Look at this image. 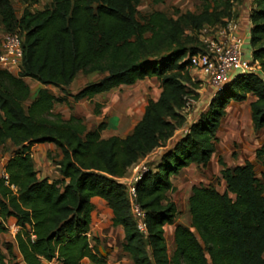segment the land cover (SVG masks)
I'll return each mask as SVG.
<instances>
[{"label":"trees","instance_id":"1","mask_svg":"<svg viewBox=\"0 0 264 264\" xmlns=\"http://www.w3.org/2000/svg\"><path fill=\"white\" fill-rule=\"evenodd\" d=\"M13 1L26 5L19 15ZM40 1L0 0L2 33H17L23 53L17 75L0 70V149L8 142L15 148L5 165L8 186L0 181V235L7 232L8 219H14L20 256L6 242L7 256L0 252V264H80L84 259L106 264L89 235L94 197L111 210L112 226L122 228L121 247L132 264H264V184L250 162L227 168L218 158L222 193L212 185L190 187V228L174 225L177 208L168 196L175 191L172 176L190 165H208L231 102H246L251 95L252 129L264 130V0H251L249 12V47L258 71L236 75L192 124L182 113L186 96L194 94L187 85L196 88L189 58L201 51L196 36L201 28L225 25L228 0H206L199 13L177 19L153 11L144 20L138 0H49L41 10L30 9ZM79 73L103 77L70 95L67 88ZM146 78H156L160 95L147 102L141 120L124 138H103V123L88 130L82 118L63 120L53 110L69 97L92 99ZM24 79L40 85L33 95ZM48 87L64 95L56 97ZM94 113L99 114L97 104ZM186 126L188 132L133 184L144 213L142 233L131 215L129 188L118 180ZM44 143L59 151L55 164L61 180L37 178L31 148ZM255 159L264 164V141ZM166 225H174L171 256Z\"/></svg>","mask_w":264,"mask_h":264},{"label":"crops","instance_id":"2","mask_svg":"<svg viewBox=\"0 0 264 264\" xmlns=\"http://www.w3.org/2000/svg\"><path fill=\"white\" fill-rule=\"evenodd\" d=\"M250 3L251 0H243L242 5L240 7V11L235 22L237 23V34L241 36L243 39L242 52L243 57L247 60H251L250 56L246 57L245 48L249 47V36H250V20H249V12H250ZM0 30L2 31V27L0 26ZM3 35V33H2ZM1 42V40H0ZM1 47V44H0ZM250 50V48H249ZM251 52V51H250ZM14 75V74H13ZM98 78H94V77ZM103 77L102 74L93 73V74H83L79 73L67 88V91L70 95H75L80 90H82L87 84L96 82ZM26 84L30 88L31 95L40 87V85L31 80L24 79ZM156 84L159 87V83L156 78H146L142 81H138L133 85L123 87L126 85H120L111 89L110 91L96 94L92 99L84 98L78 101H73L70 97L67 98L66 104H54L53 110L55 113H58L62 116L63 120H68L70 117L82 118L84 124L86 125L88 130L96 129L101 123L104 124V129L101 132V136L103 138H108L111 136H118L120 138H124L128 135L134 126L141 120L145 106L147 102H144V105L141 106L139 102L140 96L135 95L134 89L136 86H144V96L149 98L153 96L151 88H155ZM211 89V88H210ZM48 90L52 92L56 97H62L64 94L56 88L48 87ZM120 91H123L121 93ZM202 91V90H201ZM161 89L160 87L156 89V95H154L153 101H156L160 95ZM132 93V94H131ZM201 93V92H200ZM209 98L207 103V108L210 100ZM254 98L251 95H248L247 103L249 110V103L253 101ZM140 103V104H139ZM245 103V102H243ZM99 105V114L94 113V106ZM236 104L231 102L226 108V114L228 110ZM27 105V104H26ZM140 106V108H139ZM207 108L201 113L205 112ZM199 114V115H200ZM197 115V118L199 117ZM196 118V120H197ZM194 123V122H193ZM192 124V122H190ZM183 129L176 131L174 137L170 139L166 147L157 148L150 155L140 160L137 164L131 167L126 176L124 178L119 179L118 181L126 185L129 190L133 186V179L137 175L138 170L145 165V163L151 162L156 163L160 155L167 149L171 148L175 142L179 139V137L183 134ZM263 139H264V130H262ZM262 139V141H263ZM3 150H8L9 154L6 158L10 156V153L15 150L14 147L10 144V142L6 143L5 148H1L0 152ZM31 156L34 162V168L37 172V178L48 179L49 181L61 180V176L57 170L56 162L60 159L59 151L56 149L53 144H36L31 148ZM212 159V158H211ZM209 164V163H208ZM195 166L190 165L182 169L176 176L171 177V182L175 184V180L180 176L189 171V168ZM197 167V166H195ZM67 183V180L65 181ZM198 185V184H197ZM190 193L188 194V196ZM91 203L93 205V211L91 213V224L89 235L91 240L96 239L98 243V249L100 253L106 257V264H132L131 257L129 254L123 252L122 243L124 240V234L121 227H113L111 224L112 212L108 208L107 204L100 198L94 197L91 199ZM187 211L184 216L183 221L177 220V215L174 220V225H181L186 228H190L191 219L188 209V204L186 203ZM174 225H166L164 226V238L166 241L168 255L171 256L174 251ZM7 232L0 235V252L7 256L4 244L9 242L13 245V253L19 258L18 251L15 247L14 236L17 232V227L15 226V220L10 218L6 222ZM94 243V241H92ZM5 264H8L5 260ZM52 264H59L58 262H53ZM80 264H92L89 260L84 259Z\"/></svg>","mask_w":264,"mask_h":264},{"label":"rangeland","instance_id":"3","mask_svg":"<svg viewBox=\"0 0 264 264\" xmlns=\"http://www.w3.org/2000/svg\"><path fill=\"white\" fill-rule=\"evenodd\" d=\"M206 0H164L162 4L154 5L152 0H138L137 11L141 20H144L153 11H161L173 19H177L180 14L186 12L199 13ZM225 1V0H222ZM230 4L229 18L222 20L233 21L237 19L240 7L243 1L240 0H228ZM49 0H41L39 4L31 7L33 11L41 10L48 4ZM12 5L19 15L22 10L26 7L20 1H13ZM220 8L218 11H221ZM221 25V24H220ZM223 26V24L221 25ZM2 38V32L0 30V40ZM250 38V36H249ZM250 47L245 48L246 57L250 56ZM98 78V76L94 77ZM128 88L127 86H123ZM156 87L151 88L153 96L152 98H146L144 96V86H136L133 94L136 93L138 97L140 96L139 102L141 106L144 102L154 99L156 95ZM201 93H197V100L195 105L191 108L189 117H187V123L195 122L197 115L207 108V103L210 97H213L215 92L211 90L208 86H203ZM123 93V91H120ZM131 93V94H132ZM139 103V104H140ZM140 108V106H139ZM263 133L262 131L256 132L252 129L250 121V113L248 110V103H240L233 105L227 112L226 116L222 119L220 128L217 132V142L215 145V153L212 156L209 164L206 167H195L189 168V171L180 178L175 180V191L170 193L169 198L176 204L178 211L177 220L183 221L184 216L187 211V197L190 193V187L192 185L203 184L212 185L219 192H224L225 183L220 178V170L222 169L218 164V158H221L227 168H233L236 165H242L245 162H250L254 167V172L258 178H260L264 184V164L259 163L255 159V150L260 147L263 143ZM9 154L8 150H3L0 155L7 157ZM151 162L145 163L148 166ZM127 196L130 199L129 191Z\"/></svg>","mask_w":264,"mask_h":264},{"label":"built area","instance_id":"4","mask_svg":"<svg viewBox=\"0 0 264 264\" xmlns=\"http://www.w3.org/2000/svg\"><path fill=\"white\" fill-rule=\"evenodd\" d=\"M225 25L204 26L196 36L201 45V51L189 58V74L191 83L196 88L187 85L194 94L185 98V105L182 113L189 117L191 108L195 105L197 93L201 92L203 86H208L217 92L229 84L236 75L248 74L258 71V62L247 60L243 57V39L237 34V23L225 20ZM0 47V70L17 75L20 71L22 61L21 39L17 33H4L1 38ZM188 132V126L183 128V134ZM7 158L0 155V181L8 186V174L5 165ZM147 171L143 165L133 179L137 182L141 175ZM14 190L13 186H10ZM131 215L134 218L137 229L145 233L144 213L136 203L134 188L129 190ZM53 262L49 263L52 264Z\"/></svg>","mask_w":264,"mask_h":264}]
</instances>
